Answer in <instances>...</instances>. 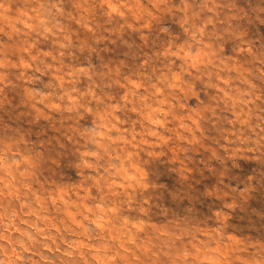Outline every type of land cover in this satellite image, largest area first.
Instances as JSON below:
<instances>
[{"label": "clouds", "instance_id": "obj_1", "mask_svg": "<svg viewBox=\"0 0 264 264\" xmlns=\"http://www.w3.org/2000/svg\"><path fill=\"white\" fill-rule=\"evenodd\" d=\"M0 264H264V0H0Z\"/></svg>", "mask_w": 264, "mask_h": 264}]
</instances>
